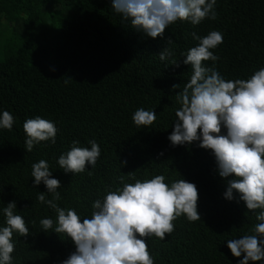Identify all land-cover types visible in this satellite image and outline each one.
<instances>
[{
	"label": "trees",
	"instance_id": "trees-1",
	"mask_svg": "<svg viewBox=\"0 0 264 264\" xmlns=\"http://www.w3.org/2000/svg\"><path fill=\"white\" fill-rule=\"evenodd\" d=\"M111 5L112 0H0V110L15 118L11 130L0 129V209L15 200L16 214L29 228L26 237L13 235V264H60L75 250L65 233L45 232L40 224L44 217L56 220L55 211L37 199L45 185H33L32 164L41 159L61 183L58 205L75 208L81 217L120 186L121 176L134 182L162 174L166 183H195L201 220L181 215L165 239L148 237L154 264H238L227 240L249 234L255 213L242 201L224 198L226 181L210 150L195 143L172 146L168 135L181 107L177 94L192 73L182 56L198 43L191 34L221 31L215 68L225 79L249 78L264 66V0H217L214 20L177 21L155 39L122 21ZM169 38L173 55L162 61L159 53ZM140 107L157 113L151 126L134 124ZM35 116L55 121L58 132L54 144L41 142L28 152L23 123ZM90 139L101 150L96 165L66 174L57 163L60 154L73 140L90 147Z\"/></svg>",
	"mask_w": 264,
	"mask_h": 264
},
{
	"label": "clouds",
	"instance_id": "clouds-1",
	"mask_svg": "<svg viewBox=\"0 0 264 264\" xmlns=\"http://www.w3.org/2000/svg\"><path fill=\"white\" fill-rule=\"evenodd\" d=\"M216 3L217 0H112L111 8L133 29L155 39L163 38L165 30L177 21L199 25L205 18L214 20ZM191 35L198 43L182 56L192 73L177 94L181 107L176 110L168 140L172 146L195 143L210 150L216 172L226 181L224 198L242 201L255 213L257 221L249 234L227 240V247L240 258L238 264H264V66L249 78L225 79L214 66L220 58L213 51L222 43L223 33L210 30L204 36ZM172 42L169 38L168 46L159 53L162 61L173 55L169 46ZM209 60L213 66L204 63ZM156 118L154 109L143 107L132 115L138 127L151 126ZM14 123L11 112L0 110V129L11 130ZM23 129L28 152L41 142H56L55 121L35 116L24 121ZM88 145L81 146L79 140H73L69 150L58 157L59 167L66 174L94 167L101 155L100 146L95 139H90ZM31 176L34 186L43 183L47 189L39 191L37 199L56 213L55 221L51 217L40 220L42 229L65 233L75 246L60 264H154L148 237L165 239L174 231L173 221L181 215L190 221L201 220L197 186L184 178L166 183L165 176L158 174L125 182L121 176L120 186L107 190L102 199L92 203L91 215L81 217L75 208L58 205L61 183L53 177L47 160L33 163ZM16 209L15 200L0 209L5 217V225L0 226V264H13L14 233L24 237L29 233Z\"/></svg>",
	"mask_w": 264,
	"mask_h": 264
},
{
	"label": "rangeland",
	"instance_id": "rangeland-1",
	"mask_svg": "<svg viewBox=\"0 0 264 264\" xmlns=\"http://www.w3.org/2000/svg\"><path fill=\"white\" fill-rule=\"evenodd\" d=\"M2 28V27H1Z\"/></svg>",
	"mask_w": 264,
	"mask_h": 264
}]
</instances>
